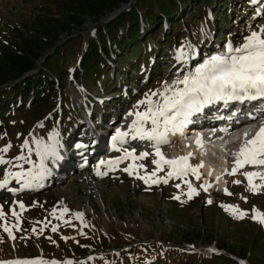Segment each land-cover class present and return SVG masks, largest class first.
Returning <instances> with one entry per match:
<instances>
[{
    "label": "rangeland",
    "instance_id": "rangeland-1",
    "mask_svg": "<svg viewBox=\"0 0 264 264\" xmlns=\"http://www.w3.org/2000/svg\"><path fill=\"white\" fill-rule=\"evenodd\" d=\"M154 1L148 0V4L152 5ZM116 3L117 0H91L89 6L95 12L102 8H112ZM239 5L242 8L238 7V9L244 15L233 16V18L228 16L226 21L229 22L226 25L218 21L219 23L213 26L214 31L205 32L208 22L201 18L202 14L200 16L190 14L191 18L186 23L190 34L217 52L227 50L226 45L229 42L240 46L245 37L252 31H259L260 26L264 25V0H239ZM200 7L201 4L199 10ZM122 8L125 9L126 6ZM143 10L141 9V14L145 17ZM69 11V7L57 9L55 0H0V64H3V52L33 57L36 43L27 38L23 25L33 28L35 23H53V19H56L55 15L61 16ZM117 11L118 9L107 13L106 17L101 19V23L114 19ZM190 11H192L191 7H189V13ZM183 15L181 14L180 18ZM84 20L82 26L72 24L75 29L73 34L59 36L60 43L66 41V45L54 57L50 70L47 71L62 82L63 91L70 99V107L66 101L62 106L64 117L73 118L74 114L77 121L74 128L69 127L67 131V139L71 140L69 144L64 141L65 126L60 122L59 113L51 117L43 109H38L37 114L13 116V119L21 118V122L12 123L9 120L4 128L0 129V149L10 145L8 151L0 153V156L12 161L11 165L0 164V181L5 178L8 171L39 172L41 157L37 154L38 142H43L44 145H55L58 152L57 159L48 157L43 161L47 170L46 174L42 179L34 180L31 187H22L23 181L18 183L15 179H10L7 187L0 189V211L3 212V218L0 219V264L35 260L44 261L45 264H67V262L71 264H131V261L122 262L118 257H115L113 261L111 255L121 253L129 259L127 255H131V249H139L143 243H150L151 240L168 241V234L171 237L175 236L170 247L191 250L194 247L186 246L185 242L191 241L196 244L195 235L198 231H202L201 238L205 243L210 240L212 246L226 248L233 260L241 257L252 263L254 258L257 264H264V224L252 218L254 210L264 214V196L247 194L239 181V177L243 179L242 176L226 179L232 196L225 198L227 202L218 203L220 196L216 193L213 196H207L190 171L179 178L168 177L167 173L171 169L167 165H163L162 170L157 171L156 165L152 163L153 160L159 159L155 155V150L150 151L142 147L148 153L150 152L145 158L124 159L115 167H110L106 162V159L111 156L121 158L127 150L121 146H117L120 150H115L114 154L104 150L105 146L108 147L107 134L108 136L113 134L111 128L125 123L126 126L121 131H127L131 125L130 120L134 119V114L147 110L146 104H140V101L146 99V94L155 103H161L152 93L159 91L162 93L170 86L175 89V82L182 80L189 73V69L183 68L186 67L184 64L188 63V58L184 56H188L190 52L191 56L194 55L193 43L186 35L185 42H181L179 46H172L166 52L167 48L164 46L163 53L168 55L162 56L161 60L156 58L150 61V68L147 66L145 69V66L139 65L138 72V67L135 70L129 68L128 77L123 76L126 79L124 83L111 82L115 92L108 95L102 94L104 97L100 108H94L92 112L89 110L90 105L84 98L82 88L76 89L70 86L71 74L79 66L82 45L96 27L92 16L87 15ZM95 34L98 33L95 32ZM148 34L149 31H146L143 37H147ZM179 34L180 31H177L172 38L175 39L174 36L177 38ZM165 41L162 34L156 36L155 42L164 45ZM39 55H41L40 59L36 60V63L41 66L44 54ZM181 57L184 59H180ZM179 71L180 73L184 71L186 74H178ZM133 75L137 78H130ZM166 76L170 77L168 82L166 78L164 79ZM127 81L130 83L125 84ZM182 87L181 84L180 88ZM91 88L94 96L96 91L101 94L95 87L91 86ZM166 95L170 96L172 93L168 92ZM16 96L11 95L9 99H6L7 101L3 102L10 106L18 97ZM14 108L16 109L17 106L15 105ZM106 108L109 112L106 122L109 124L102 126L100 120L102 111ZM130 112L133 115H129ZM114 124L116 126H113ZM94 139H100L101 145L97 143L90 148L89 142ZM81 145L88 149V155L95 156L89 160L84 173L92 179L88 181L94 183L96 189L93 188L94 185L85 186L80 180V173H77L79 162L77 150ZM142 145L147 144L144 142ZM176 145L178 144L174 146ZM138 146L140 147L139 144ZM143 149L130 152L139 157L141 153H146ZM111 150L113 151V148ZM164 150H166L165 147ZM169 153L170 160H174V151ZM21 155L27 158V162L16 160ZM66 165L67 168H64ZM126 168L132 172L131 175L129 171L124 170ZM154 171L156 175L152 176ZM165 179L167 183H164ZM145 180H148V183H145ZM235 181H239L240 184ZM44 183L49 187L42 188L40 184ZM189 184L198 193L191 195V198H189ZM8 189H15V192ZM214 197L215 204H213ZM21 204L23 208L20 207ZM228 206L238 208L239 212L245 215L239 218L238 213L230 209L226 212L236 217L225 215L221 210ZM65 208L68 211L61 219V213ZM13 212L17 215L14 216ZM76 213H82L84 219H78ZM5 225L11 228L14 239L4 231ZM53 226L57 229L55 232L52 231ZM190 231L193 233H189ZM178 236L182 239H177ZM192 237L195 238L183 239ZM116 238H121L123 243L121 240H115ZM127 240L136 242L130 245ZM105 241L114 242L116 249L109 246L106 253L94 252L99 245L105 248L106 246L102 244ZM203 255L204 251L201 250L199 257ZM172 257H177L176 261L181 263L190 261L174 254L165 256V259L173 264ZM222 261L227 262L225 258L221 261L198 263L226 264ZM153 263L149 260L146 264Z\"/></svg>",
    "mask_w": 264,
    "mask_h": 264
},
{
    "label": "trees",
    "instance_id": "trees-1",
    "mask_svg": "<svg viewBox=\"0 0 264 264\" xmlns=\"http://www.w3.org/2000/svg\"><path fill=\"white\" fill-rule=\"evenodd\" d=\"M130 1L117 0V3L112 8H102L95 12L89 6L91 0L60 1L59 6L61 8L69 7L70 11L59 16L57 19H53V23H35L33 28L23 25L27 38L36 43V50L33 51L32 58L24 54L17 55L3 52V64H0V129L4 128L5 124L11 120L13 114L14 116L18 115L22 117L30 113L37 114L38 109H43L51 117L59 113L60 119L67 126L73 123L72 120L74 117H64L62 106L65 101L68 105L69 99L64 94H60L63 88L62 82L47 72L50 70V64L54 61L53 57L59 54L66 45L65 42L61 46H57V43L60 41L59 36H67L75 32L72 24L82 26L85 21L84 17L89 15L93 17L95 20L94 23L97 26L98 34H94L88 38L80 60V67L73 73L71 81L72 86L76 88L81 86L85 92V97L91 103L92 98L89 86L95 84L99 87L100 91L105 92L107 85L110 83L111 77L108 74V64L105 60H108L110 63L116 61L113 63L116 65L113 66L115 69L117 67L119 70H122L125 67L123 70L124 73L117 72L116 70V74L123 76L126 68L131 65L135 66L139 57H145L146 54L150 56L151 52H154L157 48H162L161 43L154 42V38L155 35H159L163 31L167 34V29L162 28V30L158 27L156 31L154 30L162 20L165 23L172 24V28L175 27V18L172 21V18L175 17L172 14V6H175L177 3L178 5L182 3L188 9L195 0H155L152 5L146 4L148 0H138L128 10L118 14L113 21L101 23V19H104L107 13L120 9ZM203 1L204 5L216 13L217 16L222 17L225 14L223 11V4L225 2L221 3L219 0ZM236 1L226 0V2L234 5H236ZM198 8L199 6L196 5L194 9L196 10V14H200ZM141 9H144L145 17L141 14ZM174 12L177 13V9ZM184 13L187 14V12ZM187 17L188 15H185L182 18V23H187L189 20ZM181 27L182 25L179 24L178 20L176 29L181 31ZM146 31H149V37L145 38L143 35H145ZM182 35L180 34L179 37ZM165 39L168 41L167 38ZM54 47V53L46 57L43 65L39 67L38 72L32 73V71L38 68L36 60L41 56L39 54H44ZM11 92H16L14 95H17L18 92V94H22L25 97L28 95L30 97L34 96V102L30 104L29 108L25 106L16 108L11 115L10 107L3 103V100H5L3 99L4 95ZM57 97L58 99L55 100ZM19 119H12L11 121L17 123ZM170 253L183 256L190 260L189 262L177 264H199L198 262H215L216 260L221 261V259L225 258L227 262H224L226 264H239L237 259L233 260L230 256L226 257L223 255L217 257L215 255L212 256L214 253L208 252L212 257L200 258L192 250L185 251L180 248L167 247L162 243L154 242L143 244L139 249H131V255H127L129 259L121 253H117L115 257L120 258L122 262L131 261V264H142L147 259L153 261V264H167L163 260L160 261V258L170 255Z\"/></svg>",
    "mask_w": 264,
    "mask_h": 264
},
{
    "label": "snow or ice",
    "instance_id": "snow-or-ice-1",
    "mask_svg": "<svg viewBox=\"0 0 264 264\" xmlns=\"http://www.w3.org/2000/svg\"><path fill=\"white\" fill-rule=\"evenodd\" d=\"M226 49L227 51L224 53L206 58L195 67L194 71L186 74L182 80H177L175 89L169 87L165 89V92L159 93L163 98L162 104L154 103L151 97L146 94V99L140 101V104H146L147 110L135 113L136 119L130 125V131L117 129L116 134L112 137L113 149L119 151L117 144L125 143V138L131 134L132 139H147L155 142L153 145L155 155L159 159L153 160L152 163L156 165L157 171L162 170L163 165H167L171 169L167 173L168 177L176 176L179 178L187 175L189 171L196 174L197 170L190 168L187 164L188 157H180L177 160L164 158L159 146L168 142L166 139L167 134L170 131L173 134L179 131L192 114L200 111L208 103L220 100L225 103L230 100L242 102L245 99L264 98V25L260 26L259 31H252L249 36L245 37L244 42L239 47H234L229 42L226 45ZM181 56H183L182 51ZM181 84L183 88L178 87ZM168 92H171L172 95H166ZM152 95H157V93H152ZM129 115H133V113L130 112ZM148 122L151 123L152 128L146 131L144 125ZM247 135L245 133V141L237 154L235 167L230 174L234 175L238 169L246 165L253 167L264 166V126H261L251 139H248ZM8 147L0 149V153H6ZM24 147H27V142ZM37 154L41 157L38 173L8 171L5 174V178L0 181V189L6 188L10 179H15L18 183L23 181L22 187H31L34 180L42 179L47 171L43 161L48 157L57 159L58 152L55 145H44L43 142H38ZM147 155L148 153H141L139 157H136L133 152L125 150L124 156L118 160L109 161L108 164L110 167H115L123 162L124 159H143ZM16 160L27 162V158L24 155L17 157ZM0 164L11 165L12 161L5 160L3 156H0ZM19 166L22 167V165ZM124 170L129 171L127 168ZM97 174L99 175L100 173ZM129 174L131 175L132 172L129 171ZM155 175L156 172L154 171L152 176ZM243 175L248 180L249 190L253 192H256L259 187L253 183V179L264 180V173L258 171L245 172ZM145 183H148V180H145ZM164 183H167L166 179ZM235 183L238 184L239 181H235ZM189 189V198L193 194H198L191 187V184H189ZM8 190L15 192V189ZM176 198L179 199V197ZM20 207L23 208L24 206L21 204ZM228 207L234 213H238L239 218H243L245 215V213L239 212L238 209L232 206ZM67 211L66 208L63 210L61 219ZM13 215L16 216L17 214L13 212ZM75 215L78 219H82V213H76ZM2 218L3 212L0 211V219ZM252 218L264 224V214L254 210ZM64 222L68 223V221ZM56 230V227L53 226L52 231L55 232ZM4 231L8 233L10 238L14 239L11 228L5 225ZM15 264H45V262L41 260L18 261ZM67 264H71V262H67Z\"/></svg>",
    "mask_w": 264,
    "mask_h": 264
},
{
    "label": "bare ground",
    "instance_id": "bare-ground-1",
    "mask_svg": "<svg viewBox=\"0 0 264 264\" xmlns=\"http://www.w3.org/2000/svg\"><path fill=\"white\" fill-rule=\"evenodd\" d=\"M191 64H193V62H191ZM184 73L185 72L183 71V73H179V74H184ZM166 80H167L166 82H168L170 80V77H166ZM166 82H164V83H166ZM170 87L173 88V86H170ZM179 87H181V85H179ZM163 92H165V91H163ZM159 93H161V92L160 91L157 92L156 97H158L159 101L162 104L163 103V98L159 95ZM166 94H168V93H166ZM134 120H135V118L133 119V121ZM132 122H131V124H132ZM144 127H145V130L147 131V130H150L152 128V125H151L150 122H148V123H146L144 125ZM127 131H130V126H129V129ZM125 141L135 142L136 143V146L139 144L140 147L147 148L146 150H150V151L151 150H155V148L153 146L154 143H155L154 141H149L147 139L141 140L139 138L132 139L131 138V134L129 135V137H126L125 138ZM243 141H245V139ZM99 142H100V139H99ZM144 142H146L147 145H145V146L142 145V143H144ZM207 146H208V143H203V144L202 143L201 144L200 143H198V144H196V143H193L192 144L191 143L188 146V147H190V149H188V148H185V147H181V145L178 144V145L172 147L171 149H173V151H174V157H173L174 160H177L180 157H183V155L184 154H188L189 151H193V154L191 156L192 158L190 160L189 159L187 160V164H188V166H190V165L193 164L192 166H190V168L197 170L196 174L194 175L195 181H198L203 176L214 177L215 180H216V183L218 185H221L222 188H223L225 181H223L224 178H222L221 169L223 167L222 162L225 159V154H235V155H237L238 152H239V150H240V148H241V146H239V144L234 145V146H232L230 148L231 150L226 151V152L220 151L219 149H209ZM133 147H135V146H133ZM159 147H160V152L163 154L164 158L170 160V157H169L170 156V153H168L166 150H164V147L162 145H160ZM81 150H82V148L79 151H81ZM179 152H181V154H179ZM171 155H173V153ZM214 155H215V158L213 159ZM85 159L86 158H84L83 160L79 161V165L80 166H79L78 172L81 175L80 176V180H81V182L85 186L89 187V186L94 185L93 188L96 189L95 188L96 185L94 183H92V182H89L88 181L90 179L89 176L84 173L85 167L82 164L83 163H86V160ZM66 172H68V171H66ZM61 174H62L61 176L63 177V173H61ZM197 177H199V178H197ZM202 179L204 181L203 182V188L208 190L209 184L204 179V177ZM90 180H92V179H90Z\"/></svg>",
    "mask_w": 264,
    "mask_h": 264
}]
</instances>
